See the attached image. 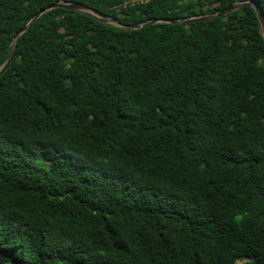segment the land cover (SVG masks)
Segmentation results:
<instances>
[{
  "label": "trees",
  "instance_id": "16d2710c",
  "mask_svg": "<svg viewBox=\"0 0 264 264\" xmlns=\"http://www.w3.org/2000/svg\"><path fill=\"white\" fill-rule=\"evenodd\" d=\"M247 2L0 0V264H264L256 10L126 28Z\"/></svg>",
  "mask_w": 264,
  "mask_h": 264
},
{
  "label": "water",
  "instance_id": "95a60500",
  "mask_svg": "<svg viewBox=\"0 0 264 264\" xmlns=\"http://www.w3.org/2000/svg\"><path fill=\"white\" fill-rule=\"evenodd\" d=\"M242 6H251V7H253L256 10V13H257V16H258V20H259V23H260V27H261V31H262V34H263V37H264V13L261 11V9L255 3H252V2L233 4L228 9H226V10H224L222 12H219L217 14H214V15H206V16H201V17H197V18H190V19H185V20H174V19L154 20V21H151L149 23H145V24H141V25H128V26H126V28H129V29H140L144 25L154 24V23H158V22L178 23V22L207 21V20L214 19L216 17H221L223 15H226V14L232 12V11H235V10L239 9ZM60 7L65 8V9H67L69 11H77V12H84V13L91 14L94 17H96L97 19H99L101 22H104V23L114 24V25L121 26V27L124 26L121 23H119L118 21H116V20H114V19H112V18H110V17H108V16H106V15H104V14L98 12V11L92 10V9L86 7L85 5H82V4H79V3H76V2L66 3L64 1H61L59 3L51 5L48 8L40 11L34 17V19L21 32L25 31L28 28V26L34 20H36L39 16H41L42 14H44L47 11H50L52 9L60 8ZM19 34L20 33H18L16 35V37H18ZM15 55H16V49L12 45L11 52H10V55H9V58H8L7 62L0 68V76L3 75L8 70V68L10 67L11 63L14 60Z\"/></svg>",
  "mask_w": 264,
  "mask_h": 264
}]
</instances>
